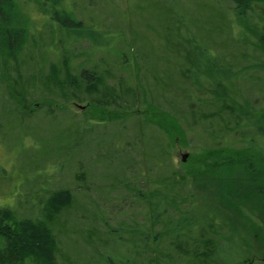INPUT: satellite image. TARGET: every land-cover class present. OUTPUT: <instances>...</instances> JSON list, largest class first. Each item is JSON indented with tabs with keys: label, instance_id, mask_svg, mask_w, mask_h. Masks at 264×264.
I'll return each instance as SVG.
<instances>
[{
	"label": "rangeland",
	"instance_id": "1",
	"mask_svg": "<svg viewBox=\"0 0 264 264\" xmlns=\"http://www.w3.org/2000/svg\"><path fill=\"white\" fill-rule=\"evenodd\" d=\"M21 2L26 47L0 55V207L37 218L69 189L53 226L58 264H189L182 251L212 236V222V264H264V208L222 193L230 179L217 190L197 162L205 147L242 138L209 117L222 104L215 84L233 91L236 81L238 110L264 108V5L238 22L231 0H45V13ZM66 64L102 74L101 90L48 88L55 68L68 81ZM147 111L154 122L177 115L170 141Z\"/></svg>",
	"mask_w": 264,
	"mask_h": 264
},
{
	"label": "trees",
	"instance_id": "2",
	"mask_svg": "<svg viewBox=\"0 0 264 264\" xmlns=\"http://www.w3.org/2000/svg\"><path fill=\"white\" fill-rule=\"evenodd\" d=\"M27 1L25 0V2ZM33 1L37 3L43 13L46 12L45 0ZM50 1L54 4L57 0ZM231 2L234 7L232 12L237 14L238 22L245 13L255 9L256 5H264V0H231ZM54 13L56 12L52 7V17ZM79 24H81V21H79ZM31 27L32 19L30 14L25 11V7L22 6L21 0H0V55L9 58L8 61L14 60L25 49ZM262 41H264V36ZM73 56V52H67L68 60H70L69 57ZM195 65L197 66V64ZM63 67L68 81H63L60 78L63 68H55L53 75L47 78L49 80L48 88H59L58 86L63 88L64 85H67L68 88L73 87L77 91L83 87L95 93L101 90L100 88L105 80L102 74H98L95 70H84L80 76H77L72 74L70 65L66 67L63 65ZM183 74L186 78L185 72ZM235 82H232L233 91H229V87L222 82L214 85V90H212L213 100L221 101L222 104L219 109L209 114V117L218 118L221 127L229 133L238 132V129L242 128V138L238 139L237 143H233V139L231 142L222 140L217 143V147H205L197 156V162L205 178L208 175L213 176V173L214 175L217 174L216 177H213L217 190L224 189L223 184L230 179L229 184L231 187L229 191L224 189L222 193H235L237 200L244 196L242 198L247 201L250 199L249 203L252 206L264 208V124L258 122L264 121V108L257 110L255 116L253 111L243 112L248 106L242 105V108L238 110L233 102L237 100V94L234 91ZM21 85L23 87V84ZM149 112L145 113L148 122L155 124L170 141L172 139L171 134L178 130L175 127L178 123L177 115L168 111L156 112L154 122L149 120ZM226 113L229 118L225 116ZM118 116L115 113L112 119L114 120ZM230 121H233L234 125H230ZM255 122H258V126ZM252 127L257 132L258 138L260 137L263 140L258 141L255 136L251 135L250 129ZM215 169L216 172H214ZM192 174L195 179L193 170ZM204 180L206 184L210 179ZM238 188L243 190L242 194L244 195L238 194ZM153 197L156 196H150L149 198ZM72 201L73 196L69 189L56 190L49 195L46 203L43 204L42 216L37 218L20 219L15 210L0 207V264H58L57 254L59 248L53 226L59 224L60 214L65 208L71 206ZM192 226L194 225L192 224ZM207 227L213 230L212 236L207 237L206 240L193 239L195 244L191 245L192 248L188 251H182V254L189 255V264L213 263L211 259L215 256V248L217 247L214 244V229H216L217 224L212 222ZM197 229L199 230V226L195 227V230ZM129 234L130 238L128 239H131L129 241L131 242L136 235L134 232H129ZM175 246L178 251V247H182L179 244Z\"/></svg>",
	"mask_w": 264,
	"mask_h": 264
},
{
	"label": "water",
	"instance_id": "3",
	"mask_svg": "<svg viewBox=\"0 0 264 264\" xmlns=\"http://www.w3.org/2000/svg\"><path fill=\"white\" fill-rule=\"evenodd\" d=\"M187 155H185L184 159H186Z\"/></svg>",
	"mask_w": 264,
	"mask_h": 264
}]
</instances>
